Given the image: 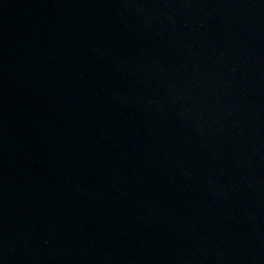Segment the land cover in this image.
Returning <instances> with one entry per match:
<instances>
[{
  "label": "water",
  "instance_id": "water-1",
  "mask_svg": "<svg viewBox=\"0 0 264 264\" xmlns=\"http://www.w3.org/2000/svg\"><path fill=\"white\" fill-rule=\"evenodd\" d=\"M0 264H264V0H0Z\"/></svg>",
  "mask_w": 264,
  "mask_h": 264
}]
</instances>
